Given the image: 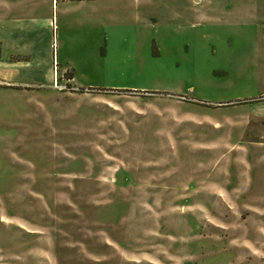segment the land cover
<instances>
[{
    "label": "rangeland",
    "instance_id": "1",
    "mask_svg": "<svg viewBox=\"0 0 264 264\" xmlns=\"http://www.w3.org/2000/svg\"><path fill=\"white\" fill-rule=\"evenodd\" d=\"M100 8L59 21L55 71L150 92L0 84V264H264L261 138L235 99L264 90V41L224 0H118L86 22Z\"/></svg>",
    "mask_w": 264,
    "mask_h": 264
},
{
    "label": "crops",
    "instance_id": "2",
    "mask_svg": "<svg viewBox=\"0 0 264 264\" xmlns=\"http://www.w3.org/2000/svg\"><path fill=\"white\" fill-rule=\"evenodd\" d=\"M143 1L147 3L149 0ZM89 2H100L101 8L96 15L86 14V22L93 21L96 16L102 17L100 22H103L105 14L111 15L118 9V0H0V84L41 96L50 94L53 83L61 77V84L69 85L74 90L150 92L144 87L138 89L136 86L112 83L109 77H101L94 69L100 67L98 64L93 68L89 63H84L86 68L95 72L94 76H89V71L81 70L79 74L85 80L82 82H78L77 76L69 73V69L61 76L55 71L54 30L56 32V27L58 29L59 21L62 26H69L70 12ZM224 2L226 8L223 11L236 21L235 25L256 32L253 37L256 42L264 41V0H256L255 4H249V0ZM239 3L241 8L238 7ZM235 99L251 101L248 106L256 110L255 116H248L244 123L250 124L255 120L257 135L261 139L245 141L248 145L246 160L254 159L260 165L264 162V130L261 129V125H264V90ZM43 108L47 111L45 106Z\"/></svg>",
    "mask_w": 264,
    "mask_h": 264
},
{
    "label": "built area",
    "instance_id": "3",
    "mask_svg": "<svg viewBox=\"0 0 264 264\" xmlns=\"http://www.w3.org/2000/svg\"><path fill=\"white\" fill-rule=\"evenodd\" d=\"M58 84H57V80L53 83V86H55V87H58L59 89H63V88H65V86H63V85H61V84H59L58 86H57Z\"/></svg>",
    "mask_w": 264,
    "mask_h": 264
}]
</instances>
